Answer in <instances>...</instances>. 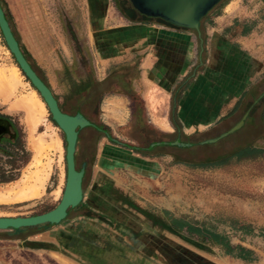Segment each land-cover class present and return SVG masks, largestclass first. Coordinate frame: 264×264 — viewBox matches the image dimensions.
<instances>
[{"label":"rangeland","instance_id":"rangeland-1","mask_svg":"<svg viewBox=\"0 0 264 264\" xmlns=\"http://www.w3.org/2000/svg\"><path fill=\"white\" fill-rule=\"evenodd\" d=\"M127 2L0 0L28 63L53 95H57V89L52 69L65 56L60 48L57 10L63 17L69 12L78 22L77 30L90 43L99 39L96 47L101 55H112L116 43L110 37L117 33L126 38L133 36L132 29L117 32L116 28H106L122 24L115 20V9L122 10ZM240 5L248 11L255 8L253 39L261 40L256 49L261 56L259 66L264 70V5L261 0H241ZM105 15L108 19L103 26ZM3 76H11L16 84L5 83ZM258 90H264V83ZM33 95L39 105L36 118L18 106L21 98ZM68 103L74 102L71 99ZM0 113L16 122L27 153L25 162L15 169L0 161L6 178L0 182V217L47 212L58 202L64 183L63 135L16 67L1 35ZM246 121L250 124L215 143L199 145L217 136V129L181 141L190 142V148L165 147L161 152L172 154V159H158L156 170L149 173L139 172L142 167L138 161L121 160L110 166L111 172L102 171L94 156L105 141L98 142L97 134L82 129L74 154L76 170L84 164L79 205L56 224L21 231L0 230V264H264V153L246 159L231 158L216 167L172 164L174 160L189 164L210 161L244 146L264 148V100L251 108ZM145 132L160 138L151 130ZM128 133L138 137L134 131ZM118 140L131 147L142 146L141 140ZM134 156L137 159L138 155ZM163 212L223 234L232 246L251 251L252 260L221 255L210 242L192 243L169 232L164 227L167 216ZM30 243L50 244L56 250L35 249Z\"/></svg>","mask_w":264,"mask_h":264},{"label":"crops","instance_id":"crops-1","mask_svg":"<svg viewBox=\"0 0 264 264\" xmlns=\"http://www.w3.org/2000/svg\"><path fill=\"white\" fill-rule=\"evenodd\" d=\"M240 1L226 0L211 13L212 16L209 14L199 21L197 30L168 26L137 12L138 17L127 19L115 9V20L122 24L106 28H116L117 32L132 29L133 36L126 38L117 33L116 37H110L116 43V51L112 55H101L96 47L99 39L94 38L96 40L90 43L77 30L75 18L69 12L63 17L61 11L57 10L62 37L60 48L65 53L52 69L57 95L68 89L60 73L64 66L69 67L74 61V51L65 30L66 22L72 20V26L77 36L83 39L90 58L92 75L96 82L101 83V90L104 91L96 115L88 113L90 118L86 120L89 125L77 129L74 154L79 148L80 131L89 129L97 134L98 142L105 141L94 156L102 171L111 172L110 166L121 160L128 163L138 161L139 167H142L139 172L149 173L155 169L158 159H172V154L161 152L165 147H173L169 145L170 142L189 140L192 136L214 129L219 130V136L238 123L252 101L247 93L263 71L258 63L261 56L256 49V44L261 40L253 39L255 8L248 11L247 7L240 5ZM261 3L264 5V0ZM107 17L105 15L102 20L103 26ZM125 80L132 92L138 94L143 108L142 118L132 116L130 100L123 93L129 90L123 88ZM115 82L117 86H114ZM246 116L242 125L225 137L243 128ZM97 122L105 126L107 132L96 130ZM146 129L160 138L147 136ZM131 131L136 132L138 137H130L128 132ZM119 137L126 141L141 140L142 146L139 148L142 154L124 148ZM164 137L173 140L166 141ZM151 140L161 142V146L154 151L159 154L158 157L151 156L154 152L143 149ZM188 144L186 148L192 145L190 142ZM134 154L138 155L137 159ZM82 182L83 177L81 191ZM37 237L42 238L41 235Z\"/></svg>","mask_w":264,"mask_h":264},{"label":"trees","instance_id":"trees-1","mask_svg":"<svg viewBox=\"0 0 264 264\" xmlns=\"http://www.w3.org/2000/svg\"><path fill=\"white\" fill-rule=\"evenodd\" d=\"M226 0H220L218 4H216L214 7H212L204 17L201 19L207 17L209 14L213 13V11L221 6ZM0 7L3 11L4 18L7 21L9 27V21L8 17L6 14L5 9L0 3ZM119 13L123 16L126 17L124 12L120 9H118ZM168 26L166 22H163L160 19L154 18ZM200 19V20H201ZM199 20V21H200ZM72 21L66 22V34L68 36V39L71 43L73 56H74V61L71 66L69 67H63L61 71V75L63 80L66 82V85L68 87L67 91L60 94V95H53L54 99L57 102V106L59 110L65 114L68 115H73L75 113H80L85 119L89 120V115H96L97 113V106L99 103V100L103 94V90H101V83H98L95 81L92 71H91V66H90V58L88 56V53L86 51V48L83 45V39L79 38L77 36V32L72 26ZM74 23V22H73ZM11 30V28H10ZM12 32V30H11ZM13 34V32H12ZM14 36V34H13ZM15 38V36H14ZM16 40V38H15ZM17 41V40H16ZM18 44V42H17ZM18 47L28 62L25 54L23 53L21 47L18 44ZM29 64V63H28ZM30 65V64H29ZM31 67V66H30ZM32 68V67H31ZM128 68V67H127ZM116 68H114L115 70ZM129 69V68H128ZM33 70V69H32ZM127 79V78H126ZM264 83V70L261 73V76L259 80L257 81L256 84H254L253 88L250 89L247 93V96H250L252 98V101L246 108L247 111V116L248 113L250 112L251 108L262 102L264 100V90L259 91V85ZM114 86H117L116 82L114 83ZM128 85L127 80H125V84L123 88H127L129 90H125L123 93L128 96L130 100V109L132 112V116L135 118H142L143 117V108H142V103L138 97V94L135 92H132L130 87ZM73 100V104H69V100ZM59 100V101H58ZM0 118L5 119L10 121L12 130L4 135L0 139V161H2L3 165H6L9 167V169H15L18 168L21 164H23L26 160L27 153L24 151L22 147V142H21V135L20 131L17 127L16 122L13 120V118L9 115L6 114H1L0 113ZM52 122V121H51ZM53 123V122H52ZM54 124V123H53ZM249 122H245L244 125H249ZM55 125V124H54ZM242 128V127H241ZM240 128V129H241ZM95 129L98 130L99 132H107V128L103 126L100 123H96ZM179 142V141H178ZM150 144L152 146L150 147ZM161 146V142L159 141H148L146 146L143 147V149L149 150L151 152H154ZM124 148L129 149L133 151L134 153H141L139 147H131L127 145H123ZM172 148H176V146H173ZM142 149V148H141ZM179 149V148H178ZM259 153H264V148H257L254 146H244L240 147L238 149H235L232 152H229L225 155H221L216 157L213 160L210 161H205L201 163H183L180 161H172V164H184L185 166L189 167H206V166H220L228 162L231 158L235 159H246L250 156L257 155ZM151 156L158 157L159 154L157 152H154V154H151ZM5 171L3 170L0 162V182H5ZM10 180L13 179L9 178ZM79 205V204H78ZM77 205V206H78ZM76 206V207H77ZM73 209V208H70ZM68 209L67 212L70 210ZM164 216H167L166 222L164 224V227L166 230L169 232L180 235L182 238L185 240H188L192 243H207L210 242L213 245L217 246L220 250L221 255H227L235 259H239L241 261H246L250 262L252 260L251 256V251L248 249H245L239 245L232 246L228 239L221 233L215 232L205 226H197L195 224H192L190 222H187L183 219L179 218H173L167 215L166 212H163ZM44 225H50V224H44ZM26 228H19V229H11L13 231H21ZM262 237H264V232L261 234ZM29 246L35 248V249H45V250H50V251H55L56 249L54 246L50 244H45V243H30Z\"/></svg>","mask_w":264,"mask_h":264},{"label":"water","instance_id":"water-1","mask_svg":"<svg viewBox=\"0 0 264 264\" xmlns=\"http://www.w3.org/2000/svg\"><path fill=\"white\" fill-rule=\"evenodd\" d=\"M219 1L220 0H128V3L135 12L144 17L157 18L174 27L197 30L199 20L204 17L212 7L218 4ZM0 35L16 67L44 103L51 121L63 135L65 170L61 195L52 209L29 217L0 218V230L27 228L42 224H56L66 216V211L76 207L82 198L81 178L83 166H81L79 170H76L74 152L77 129L88 126L89 122L80 113L68 115L59 110L57 102L48 87L40 80L22 55L17 41L4 18L1 7ZM246 114L247 113H245L241 120L228 131L220 134L216 138L204 140L200 142V144L215 143L219 139L234 132L242 125V121ZM169 145L180 148L189 146L188 143L178 141H172Z\"/></svg>","mask_w":264,"mask_h":264},{"label":"bare ground","instance_id":"bare-ground-1","mask_svg":"<svg viewBox=\"0 0 264 264\" xmlns=\"http://www.w3.org/2000/svg\"><path fill=\"white\" fill-rule=\"evenodd\" d=\"M2 81H4L5 83L12 84V85L16 84L14 82V79L11 76H8V77L3 76ZM10 89H11V87H10ZM37 101L38 100H36L34 95L33 96H26V97L21 98V101L18 104V106L22 107L25 111H27V113L29 115H31L32 118H36L37 112L39 111L38 107H37V106H39V105H37ZM34 146H36V145H34ZM34 146L32 145V147H34ZM0 218H15V217H0Z\"/></svg>","mask_w":264,"mask_h":264},{"label":"flooded vegetation","instance_id":"flooded-vegetation-1","mask_svg":"<svg viewBox=\"0 0 264 264\" xmlns=\"http://www.w3.org/2000/svg\"><path fill=\"white\" fill-rule=\"evenodd\" d=\"M122 11L124 12L126 18L128 19H134L138 17L139 15L130 7L129 3L127 2L123 8ZM11 122L5 119L0 118V139L8 134L12 130V126L10 124Z\"/></svg>","mask_w":264,"mask_h":264}]
</instances>
